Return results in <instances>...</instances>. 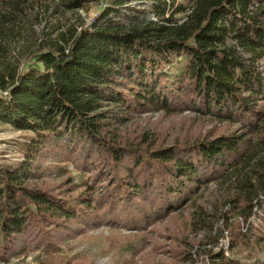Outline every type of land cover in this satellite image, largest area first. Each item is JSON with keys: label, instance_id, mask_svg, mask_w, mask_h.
Masks as SVG:
<instances>
[{"label": "trees", "instance_id": "obj_1", "mask_svg": "<svg viewBox=\"0 0 264 264\" xmlns=\"http://www.w3.org/2000/svg\"><path fill=\"white\" fill-rule=\"evenodd\" d=\"M104 1L90 23L54 25L16 54L34 3L65 16L87 0H2L0 123L30 135L16 164L0 163V262L28 247L57 250L100 224L142 233L213 181L244 220L264 202V0ZM24 57L36 65L20 71ZM179 58L185 66L173 74ZM186 110L236 127L170 141L126 130L135 115ZM63 163L100 186L73 199L57 193L47 179ZM192 246L173 256L193 262ZM204 254L203 264H238L222 250Z\"/></svg>", "mask_w": 264, "mask_h": 264}, {"label": "rangeland", "instance_id": "obj_2", "mask_svg": "<svg viewBox=\"0 0 264 264\" xmlns=\"http://www.w3.org/2000/svg\"><path fill=\"white\" fill-rule=\"evenodd\" d=\"M181 1L187 6L192 2ZM106 3L104 0H87L85 8L77 10L74 14L66 13L65 16L54 13L51 9L47 15L44 10L46 7L40 2L34 3L27 11L28 19L31 18L30 29L23 30L21 39L13 45L14 53L17 54L20 49L27 52L31 44L30 48L33 49V42L48 31L51 32L54 25L63 26L65 29L68 24L79 26L83 22L90 23ZM34 15L37 17L34 18ZM18 64L20 71L36 65L34 59L28 60L26 57L21 58ZM184 66V58H179L170 69L173 74H179ZM259 67L264 73V59L259 62ZM262 106L264 107V104L260 103L259 107ZM126 126V130H150L165 141L209 137L236 127L214 117L188 110L168 116L161 113L135 115ZM29 135L28 132L18 131L10 125L0 123V163L3 167L13 166L18 162L22 154L21 143ZM63 168L60 173L48 177L47 183L54 191L67 198L79 196L88 184L87 192L101 184L95 180L92 173L76 169L71 163H63ZM226 188L225 184L210 182L200 189L190 208L171 213L147 225L142 229V233L123 225L100 224L76 237L61 241L57 250L45 251L28 247L8 262L0 264H203L202 260L208 259L204 250L209 248L214 252L222 250L225 257L238 264H264V202L253 208L251 215L244 220L236 213H229L230 206L225 201ZM95 193L91 194L94 196ZM202 208L206 211V224H202ZM223 211L228 215L227 221L221 217ZM215 240L216 244H213ZM190 245H193V262L182 263L173 256L176 249L189 248ZM198 252L202 256L197 255Z\"/></svg>", "mask_w": 264, "mask_h": 264}, {"label": "built area", "instance_id": "obj_3", "mask_svg": "<svg viewBox=\"0 0 264 264\" xmlns=\"http://www.w3.org/2000/svg\"><path fill=\"white\" fill-rule=\"evenodd\" d=\"M7 91L6 90H0V96H6Z\"/></svg>", "mask_w": 264, "mask_h": 264}]
</instances>
